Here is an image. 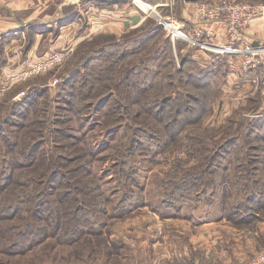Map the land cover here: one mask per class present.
<instances>
[{
  "label": "rangeland",
  "instance_id": "rangeland-1",
  "mask_svg": "<svg viewBox=\"0 0 264 264\" xmlns=\"http://www.w3.org/2000/svg\"><path fill=\"white\" fill-rule=\"evenodd\" d=\"M148 21L143 31L83 44L26 80L33 88L18 99L0 97V264H141L142 252L115 238V227L139 207H164L174 180L190 176L185 167L198 174L207 162L232 164L224 171L236 180L218 193L227 206L264 194V89L252 107L254 123L214 118L213 91L209 119L185 132L191 98L183 88L194 67L174 58L170 33L154 17ZM55 77L61 81L53 86ZM228 139L234 143L226 154ZM238 159L247 176L243 166L234 170ZM207 167L214 194L227 178ZM259 199L250 203L255 210L264 206V195ZM24 238L31 246L20 252Z\"/></svg>",
  "mask_w": 264,
  "mask_h": 264
},
{
  "label": "crops",
  "instance_id": "crops-1",
  "mask_svg": "<svg viewBox=\"0 0 264 264\" xmlns=\"http://www.w3.org/2000/svg\"><path fill=\"white\" fill-rule=\"evenodd\" d=\"M141 1L160 4V13L170 17L175 28L185 33L198 28L214 33L216 51L194 48L181 39H173L171 34L169 51L174 58H183L189 69L194 67V72L189 71L192 76L206 78L214 90V118L220 114L224 122H244L248 117L249 123H254L252 107L263 87L260 73L243 67V55L218 49L263 45L264 22L251 23L240 39L233 40L225 26L202 19L196 9L198 3L214 0L179 1L172 7L166 5L168 0ZM238 1L264 3V0ZM148 20L134 0H0L2 100H16L33 88V81L17 78L33 61L57 51H68L70 57L83 44L94 40L105 41L110 36L143 31ZM231 165H221L215 171V176L221 171L227 178L222 186L236 180L238 174L226 177L231 174L230 169L224 170ZM240 166L236 163L234 170ZM221 191L224 192L220 188L214 194L185 196L179 209L154 205L152 211L139 207L132 214L141 210L140 214L127 216L115 227V238L134 251L138 248L142 252L141 264L248 263L264 250V206L255 210L256 205L250 204L248 209H235L240 202L233 201L227 206L223 194H218ZM230 216L243 220L233 221Z\"/></svg>",
  "mask_w": 264,
  "mask_h": 264
},
{
  "label": "built area",
  "instance_id": "built-area-1",
  "mask_svg": "<svg viewBox=\"0 0 264 264\" xmlns=\"http://www.w3.org/2000/svg\"><path fill=\"white\" fill-rule=\"evenodd\" d=\"M134 1L138 2L148 18L154 17L172 35L173 39H181L190 45L198 46L204 50L216 51L215 35L212 31L198 28L190 33H185L175 28L170 17L160 13V4L152 5L141 0ZM177 1L179 0H168L166 5L172 7ZM181 1L188 2L190 0ZM196 9L202 19L212 24L219 23L225 26L233 40L240 39L242 31L251 23L256 21L264 22V3L251 4L238 0H220L218 2L198 3ZM218 52L243 55L246 59L245 65L259 71V82L264 89V44L259 46L245 45L241 48L218 49ZM68 55V51H57L33 61L29 67L17 75L18 81H26L35 76L48 73L50 70L61 65ZM60 81L59 77H55L51 85H58ZM21 95H24V93H21ZM249 264H264V251L259 253Z\"/></svg>",
  "mask_w": 264,
  "mask_h": 264
},
{
  "label": "trees",
  "instance_id": "trees-1",
  "mask_svg": "<svg viewBox=\"0 0 264 264\" xmlns=\"http://www.w3.org/2000/svg\"><path fill=\"white\" fill-rule=\"evenodd\" d=\"M185 65V64H184ZM137 66H135L134 68H136ZM184 72V71H183ZM188 74V73H187ZM191 76V74L189 73V77L187 78V81L190 80L189 86H187L186 88L184 87L183 89H185L186 95L188 97L191 98L190 102H187V107H186V111H185V121L188 122L189 124L187 125L186 131L185 132H189L192 133V129L199 127L203 124V122L208 118V115L210 114L211 111V97H212V93H213V89L210 87L209 83L207 82L206 78H199V77H195ZM193 78V79H192ZM183 80H185L183 78ZM187 81L185 82V85L187 84ZM188 89V90H186ZM27 99H25V103H27L26 101ZM186 104V103H185ZM193 129V130H194ZM204 132L203 130H201V132H199V136H203ZM229 140V139H228ZM234 143V139L233 140H229L226 142V144L223 146L224 150L223 153H228V151L230 150L229 147H231L230 145H232ZM232 148V147H231ZM226 149H228L226 151ZM220 151H222V149H220ZM227 156V155H226ZM247 160L248 158L245 157ZM244 159V160H246ZM238 165L240 166L239 163L243 164V169H244V174L245 176L248 175V173L250 172V169L247 166V163L245 165V163L241 160L238 159ZM223 163H221V161L217 160L214 161V163H205L201 165V167H199V170L202 169V171H200L198 174H196L194 172V170H190V168L185 167V169H187L189 172H191L189 175V177H184L183 179H178V180H174V184L171 185V188L169 189V192H167L168 196L166 197V204L165 207H177L178 204L181 203V201H183L185 199V195L183 194V192L186 189H194V191H198L197 193H204V194H208V185L207 182L205 181V178H209L208 172L210 169L205 168L207 165L212 166L213 168L211 169H217L219 167H221ZM246 170V171H245ZM203 172V174H202ZM212 172V171H211ZM192 174H196V175H192ZM185 176V175H184ZM212 179V180H211ZM209 179L212 183V186H219L217 185L216 181H214L213 178ZM224 185V184H223ZM249 185V184H248ZM247 185V186H248ZM183 186L185 188H183ZM203 186L202 189H200V187ZM183 189V190H182ZM222 189L228 190L229 186H223ZM248 189H250V186H248ZM214 190H216L214 188ZM264 194L261 195H253V194H249L247 196V198L244 201H241L240 203H238V207L235 209H242L239 208L241 204H243V206H245V209H247V207H249L250 203H255L256 199H259L261 197H263ZM65 199V196L63 197ZM71 200V199H70ZM260 200V199H259ZM73 201V200H71ZM245 202V204L243 203ZM260 202V201H259ZM68 205L70 206V204H68V202L65 201V209L68 207ZM81 211V210H80ZM72 215V214H71ZM230 219L233 221L236 220H243V219H236L232 216H230ZM31 241L29 240V238H24L21 239L18 247H19V251L23 252V251H27L30 249L31 246Z\"/></svg>",
  "mask_w": 264,
  "mask_h": 264
}]
</instances>
